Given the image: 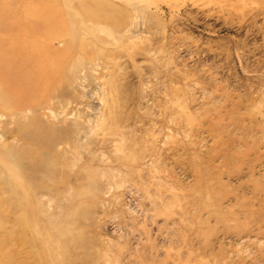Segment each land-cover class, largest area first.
Masks as SVG:
<instances>
[{
	"label": "rangeland",
	"instance_id": "obj_1",
	"mask_svg": "<svg viewBox=\"0 0 264 264\" xmlns=\"http://www.w3.org/2000/svg\"><path fill=\"white\" fill-rule=\"evenodd\" d=\"M0 115V264H264V0H0Z\"/></svg>",
	"mask_w": 264,
	"mask_h": 264
},
{
	"label": "bare ground",
	"instance_id": "obj_2",
	"mask_svg": "<svg viewBox=\"0 0 264 264\" xmlns=\"http://www.w3.org/2000/svg\"><path fill=\"white\" fill-rule=\"evenodd\" d=\"M25 107H27V106H25V105H22L21 103L19 104V106L16 108L17 110H14L13 111V116H18V115H23L24 117H26V113H27V111H25L24 109H25ZM28 109V108H27ZM31 112H32V110H31ZM2 116H4V118H6V116L5 115H0V117H2ZM29 118H30V122H24V120L22 121V120H15V123L17 124V125H19V126H23V124H25V123H27V126L26 127H24V128H21V127H17V128H21V129H23L22 131H24V133H22V137H24V141H26V144L27 145H33V146H36V145H39V142L38 141H41L40 143L42 144L43 142H46L45 141V139L43 138V133H44V131L47 129L46 127H44L43 128V131H42V127L43 126H41L40 125V121L38 120V118L32 113L30 116H29ZM14 123V122H13ZM21 123H22V125H21ZM33 126H36V127H34V129H33ZM32 132V133H31ZM43 132V133H42ZM46 132V131H45ZM48 144H50V141H48L47 142ZM18 146V145H17ZM11 148V147H10ZM14 149H16L15 147H14ZM6 151V153H7V155H8V159H11L12 160V162H17V161H19V156L17 155V153H16V155H14L13 154V151H11V149H9L8 150V148L5 150ZM39 155L42 157V159L44 158L45 159V157L41 154V153H39ZM41 163H42V161H40ZM39 162V163H40ZM17 163H19V162H17ZM21 165V164H20ZM4 169V168H3ZM6 169V168H5ZM20 172H21V170L23 171V169H21L20 170V168L18 169Z\"/></svg>",
	"mask_w": 264,
	"mask_h": 264
}]
</instances>
